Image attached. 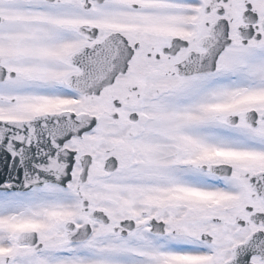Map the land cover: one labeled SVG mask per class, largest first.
I'll use <instances>...</instances> for the list:
<instances>
[{
	"label": "snow or ice",
	"instance_id": "obj_1",
	"mask_svg": "<svg viewBox=\"0 0 264 264\" xmlns=\"http://www.w3.org/2000/svg\"><path fill=\"white\" fill-rule=\"evenodd\" d=\"M0 264H264V0H0Z\"/></svg>",
	"mask_w": 264,
	"mask_h": 264
}]
</instances>
